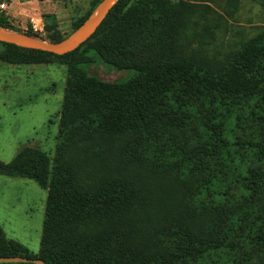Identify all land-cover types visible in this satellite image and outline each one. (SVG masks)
<instances>
[{"label":"trees","instance_id":"trees-1","mask_svg":"<svg viewBox=\"0 0 264 264\" xmlns=\"http://www.w3.org/2000/svg\"><path fill=\"white\" fill-rule=\"evenodd\" d=\"M184 1L118 0L89 39L61 56L0 42L4 63L67 68L53 157L23 147L0 161V176L47 192L40 249L0 227V257L264 264V27L219 55L223 16ZM251 1L264 11V0ZM238 2L225 0L222 12L233 14ZM43 18L45 39L3 15L0 26L64 39L55 17ZM99 65L131 75L103 81L89 72Z\"/></svg>","mask_w":264,"mask_h":264},{"label":"rangeland","instance_id":"rangeland-1","mask_svg":"<svg viewBox=\"0 0 264 264\" xmlns=\"http://www.w3.org/2000/svg\"><path fill=\"white\" fill-rule=\"evenodd\" d=\"M94 1L48 0L61 21V31L57 21L56 25L63 38L72 32V23L97 7L99 3L92 6ZM184 2L223 16L225 21L222 20L220 30H217L213 46V51L219 55L234 41L252 37L264 27V11L251 0H239L231 15L222 12L225 0ZM43 23L46 24L44 18ZM203 23L200 19L198 26ZM29 27L31 32L44 39L51 34L44 27L41 31ZM188 29L187 36L191 34ZM192 47L193 44L189 46ZM4 52L5 48L0 46V54ZM89 72L107 82L127 79L131 75L129 71H116L107 65H99ZM66 77L67 68L61 64L10 65L0 61V161L10 162L23 147H35L53 157ZM46 198V190L32 180L0 176V227L7 239L23 244L34 254L40 249Z\"/></svg>","mask_w":264,"mask_h":264},{"label":"water","instance_id":"water-1","mask_svg":"<svg viewBox=\"0 0 264 264\" xmlns=\"http://www.w3.org/2000/svg\"><path fill=\"white\" fill-rule=\"evenodd\" d=\"M118 0H101L85 21L66 38L52 43L29 37L0 26V42L14 45L23 49L41 51L61 56L74 51L78 46L89 39L96 31L103 19L107 16ZM45 264L40 259H27L23 257H0V264Z\"/></svg>","mask_w":264,"mask_h":264},{"label":"crops","instance_id":"crops-1","mask_svg":"<svg viewBox=\"0 0 264 264\" xmlns=\"http://www.w3.org/2000/svg\"><path fill=\"white\" fill-rule=\"evenodd\" d=\"M6 10L4 17L15 28L24 31L30 25L43 28V15H54L58 29L61 31L55 7L48 3V0H5ZM1 3V2H0Z\"/></svg>","mask_w":264,"mask_h":264},{"label":"built area","instance_id":"built-area-1","mask_svg":"<svg viewBox=\"0 0 264 264\" xmlns=\"http://www.w3.org/2000/svg\"><path fill=\"white\" fill-rule=\"evenodd\" d=\"M5 10H6V3L5 2H1L0 3V15H4V12H5ZM34 28V30L36 31H38V30H40L41 31V29L42 28H38V27H33Z\"/></svg>","mask_w":264,"mask_h":264}]
</instances>
